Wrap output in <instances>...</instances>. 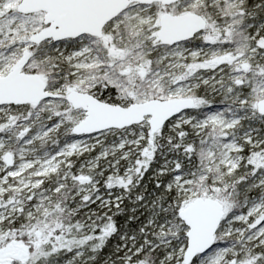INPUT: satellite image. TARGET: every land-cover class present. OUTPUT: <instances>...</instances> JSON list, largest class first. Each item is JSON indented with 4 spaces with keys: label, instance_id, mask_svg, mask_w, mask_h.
<instances>
[{
    "label": "snow or ice",
    "instance_id": "1",
    "mask_svg": "<svg viewBox=\"0 0 264 264\" xmlns=\"http://www.w3.org/2000/svg\"><path fill=\"white\" fill-rule=\"evenodd\" d=\"M0 264H264V0H0Z\"/></svg>",
    "mask_w": 264,
    "mask_h": 264
}]
</instances>
